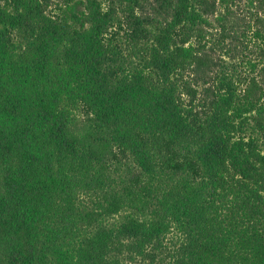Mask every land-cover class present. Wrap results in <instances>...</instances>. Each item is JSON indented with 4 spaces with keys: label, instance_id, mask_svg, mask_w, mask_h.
<instances>
[{
    "label": "trees",
    "instance_id": "obj_1",
    "mask_svg": "<svg viewBox=\"0 0 264 264\" xmlns=\"http://www.w3.org/2000/svg\"><path fill=\"white\" fill-rule=\"evenodd\" d=\"M52 1L0 0V264H264V0Z\"/></svg>",
    "mask_w": 264,
    "mask_h": 264
},
{
    "label": "rangeland",
    "instance_id": "obj_2",
    "mask_svg": "<svg viewBox=\"0 0 264 264\" xmlns=\"http://www.w3.org/2000/svg\"><path fill=\"white\" fill-rule=\"evenodd\" d=\"M52 2H55V0H53ZM236 4L237 5L235 6V9L238 11V13L241 15V17L242 18L249 17V16H245L246 12H248V6H249L248 1L247 0H237ZM52 8H54V5L52 6ZM236 36L237 35L235 34V38H236ZM240 36H241V38L244 39V36L242 35V33L240 34ZM237 46H239V45L237 44ZM217 51H218L219 54L223 53L221 51V47L220 46H217ZM233 54L235 55V52ZM260 54H261V51H259V49H257V48L252 49V54H249L250 58L256 59V63H257V67H258L256 73L258 75H260L262 70L264 71V58H262L260 56ZM240 61H242V60H240ZM180 242L181 241H180L179 236H177L175 233L171 234L168 237V245H169V247L171 249H174L177 245H179ZM131 264H146V263L137 261V262H134V263H131Z\"/></svg>",
    "mask_w": 264,
    "mask_h": 264
}]
</instances>
